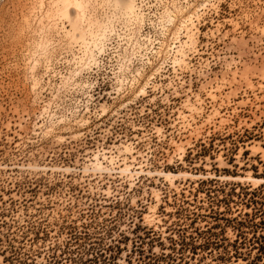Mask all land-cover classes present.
<instances>
[{
  "label": "rangeland",
  "instance_id": "rangeland-1",
  "mask_svg": "<svg viewBox=\"0 0 264 264\" xmlns=\"http://www.w3.org/2000/svg\"><path fill=\"white\" fill-rule=\"evenodd\" d=\"M86 1L0 0V264H264V0Z\"/></svg>",
  "mask_w": 264,
  "mask_h": 264
},
{
  "label": "trees",
  "instance_id": "trees-1",
  "mask_svg": "<svg viewBox=\"0 0 264 264\" xmlns=\"http://www.w3.org/2000/svg\"><path fill=\"white\" fill-rule=\"evenodd\" d=\"M184 232L185 230H183V232L178 234V238L176 239L169 238L170 245L167 246V248L166 246H164V244H162V242H159L160 243L159 253H155L152 250V248H149L148 250H144L140 246H136V243H134L133 249L129 251V254L127 255V257L129 258L128 264H132L131 255L133 256L136 253L138 257L135 258L137 261L136 264H165L168 261L170 262L173 261V257L179 254L183 259L182 261H184L185 258H183V256L185 252H188V256H187L188 262L192 259H195L197 247L194 245V243H192L193 242L192 237L185 236ZM125 239H126L125 237H122L120 240H116L113 246H110L111 251H113V254H111L110 256L111 264H116L118 257L123 250L122 248H120V243H122V241H125ZM262 239L264 241V236L262 237ZM262 246H264V244ZM52 250L55 249L53 248ZM166 250H168L169 252L166 253ZM259 250H261V248ZM48 259L51 260L48 261L49 262L48 264H51V262H54V264L58 263L57 262L58 258L54 254L48 257ZM69 262L70 264H73L72 263L73 261L70 260V258H69Z\"/></svg>",
  "mask_w": 264,
  "mask_h": 264
},
{
  "label": "bare ground",
  "instance_id": "bare-ground-1",
  "mask_svg": "<svg viewBox=\"0 0 264 264\" xmlns=\"http://www.w3.org/2000/svg\"><path fill=\"white\" fill-rule=\"evenodd\" d=\"M133 2L134 0H131L127 5L130 9L134 7ZM61 3V8L59 10L62 14L68 15L69 7H73V9L77 11V17L72 21V30L74 32L81 30V22L86 21L90 25V21L88 22L86 18V11L88 7V2L86 0H61Z\"/></svg>",
  "mask_w": 264,
  "mask_h": 264
}]
</instances>
